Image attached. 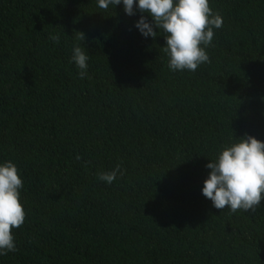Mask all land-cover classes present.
Returning <instances> with one entry per match:
<instances>
[{
  "label": "trees",
  "instance_id": "1",
  "mask_svg": "<svg viewBox=\"0 0 264 264\" xmlns=\"http://www.w3.org/2000/svg\"><path fill=\"white\" fill-rule=\"evenodd\" d=\"M0 264H264V0H0Z\"/></svg>",
  "mask_w": 264,
  "mask_h": 264
}]
</instances>
